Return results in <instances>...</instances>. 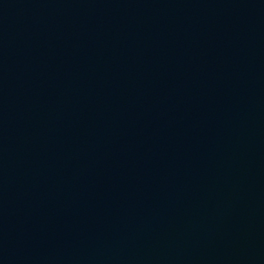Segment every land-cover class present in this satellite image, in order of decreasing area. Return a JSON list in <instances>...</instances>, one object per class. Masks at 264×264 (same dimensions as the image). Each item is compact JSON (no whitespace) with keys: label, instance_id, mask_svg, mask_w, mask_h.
<instances>
[{"label":"water","instance_id":"obj_1","mask_svg":"<svg viewBox=\"0 0 264 264\" xmlns=\"http://www.w3.org/2000/svg\"><path fill=\"white\" fill-rule=\"evenodd\" d=\"M0 264H264V0H0Z\"/></svg>","mask_w":264,"mask_h":264}]
</instances>
